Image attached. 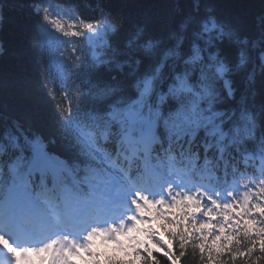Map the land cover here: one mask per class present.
<instances>
[{
    "label": "snow or ice",
    "instance_id": "1",
    "mask_svg": "<svg viewBox=\"0 0 264 264\" xmlns=\"http://www.w3.org/2000/svg\"><path fill=\"white\" fill-rule=\"evenodd\" d=\"M189 3L172 0L171 14L159 24L147 13L131 21L130 27L141 26L130 38L101 4L93 19L75 10L91 33L90 58L77 57L81 68L75 75L83 86L77 97L70 92V69L57 64L59 89L44 85L51 107L24 79L17 108L11 109L4 97L9 82L0 76V153L10 150L12 169L7 179L0 174L5 264L87 260L93 237L102 251L100 235L115 240L134 227L127 217L139 219L135 203L144 201L181 209L187 220L174 232H148L125 259L264 264V79L258 105L255 88L236 95L232 80L249 40L253 47L264 44V2H258L254 28L244 12L248 0H234L227 12L219 0H195L192 12L184 7ZM32 8L38 16L39 0ZM2 9L0 3V33ZM26 24L25 19L17 27L23 31ZM164 32L175 40V59L168 63L171 51L162 60L146 54L153 34ZM189 34L194 55L184 59L181 48ZM58 90L63 95L57 99ZM182 91L193 92L196 101H179ZM13 161L19 163L13 167ZM46 229L52 234L41 239ZM17 236L26 242L18 243ZM33 256L39 260L30 261Z\"/></svg>",
    "mask_w": 264,
    "mask_h": 264
},
{
    "label": "trees",
    "instance_id": "2",
    "mask_svg": "<svg viewBox=\"0 0 264 264\" xmlns=\"http://www.w3.org/2000/svg\"><path fill=\"white\" fill-rule=\"evenodd\" d=\"M34 2L36 0H0V3L3 4L2 12L4 17L3 32L0 33V48L3 49V52L0 54L5 57L0 59V76L6 77L9 82L4 89V97L11 109L17 108L19 82L24 79H27L32 88L38 90L39 95L51 107V100L47 96V89L44 85L48 88L59 89V71L57 66L54 67L51 48L64 49L66 51V61L63 66L70 69L72 79L75 81L70 89L71 95L77 97L83 90V86L75 75L81 68L77 57H83L87 53L90 58L91 49L88 44V38L91 33L86 31L83 24L78 21V18L74 15L75 10L83 18L93 19L100 15L97 4H101L105 10L111 12L110 19L114 26L127 33L129 38L135 34L136 28L141 26V23L138 22L136 27H130L131 21H142V17L147 13L159 24L172 11V0H39L40 13L37 16L33 14L32 5ZM219 2L221 10L227 12L231 10L234 0H219ZM258 2H264V0H248V6L244 9L248 17V25L252 28L255 26L254 16L258 10ZM184 7L187 12H192L195 7V0H191V3ZM59 10H62L65 16L69 18L74 33L70 34L64 41H53L50 39V34L57 28L55 12H59ZM45 17H48V19H45ZM25 19L27 21L26 28L21 31L17 25ZM176 31L179 34L178 27ZM161 36L164 39L158 43L157 41L160 40ZM113 39L121 45L124 43V40L119 35L114 36ZM148 42L147 37L142 41L145 46ZM151 43L152 47L147 50V55L156 54L162 60L171 51L173 55L168 56L166 63L175 59V40L167 39V32L153 34ZM192 45L193 38L189 34L181 48L184 59L194 55ZM262 54H264V44L253 47L250 39L249 44L245 48V62L232 78L236 95H239L240 91L246 87L249 93L253 88L257 90V105L260 102L259 83L261 79H264V70H262L264 60L260 59ZM125 67L127 68V66ZM186 67L191 69L194 65L189 64ZM128 70L130 71V69ZM118 71L119 69H114V73ZM249 76L252 77L251 80L248 79ZM224 91L226 92L227 89ZM193 92L182 91L178 100L189 104L195 102L196 97ZM60 95H63V93L58 90L57 99ZM251 114L255 119L256 109H251ZM18 115L19 112L17 110L13 113V118H17ZM10 160V150L6 148L4 152L0 153V174H3L6 179L12 170L9 168ZM122 162L124 163V161ZM18 163L19 161H13V167ZM178 163L176 162L173 166ZM135 166V163H129L130 169H134ZM192 211L193 207L189 206L187 209L188 215H191ZM186 220L187 216L184 215L183 210L177 208L168 209L165 206L156 223L149 222L147 229L139 233L137 240L133 241L132 247L128 244L127 251L118 250L113 246L111 248L103 247V250L98 252L101 255V262L97 261V264H139L138 260L125 259V257L130 256L131 251L145 240L147 233L151 232L149 229H151L152 225H155L161 234L169 230L174 232ZM137 230L130 232L135 234ZM185 264H191V260L186 261Z\"/></svg>",
    "mask_w": 264,
    "mask_h": 264
}]
</instances>
